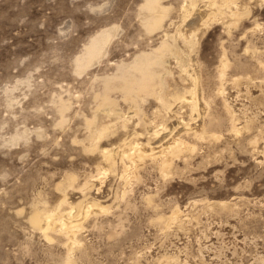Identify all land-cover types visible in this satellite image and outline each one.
<instances>
[{
    "label": "rangeland",
    "instance_id": "obj_1",
    "mask_svg": "<svg viewBox=\"0 0 264 264\" xmlns=\"http://www.w3.org/2000/svg\"><path fill=\"white\" fill-rule=\"evenodd\" d=\"M209 1L0 0V264H264V0Z\"/></svg>",
    "mask_w": 264,
    "mask_h": 264
},
{
    "label": "bare ground",
    "instance_id": "obj_2",
    "mask_svg": "<svg viewBox=\"0 0 264 264\" xmlns=\"http://www.w3.org/2000/svg\"><path fill=\"white\" fill-rule=\"evenodd\" d=\"M197 1L198 0H192L191 6L193 8L195 7ZM159 2H160V0H148V9L150 11H152V13H153V15H151V17L152 16L153 17L151 18V20L149 19L150 21H148V24L150 27L157 28V29L159 26H161V23H162V20L165 16V11H166V10L163 11L160 9ZM200 3H203V2H201V0H200ZM210 3H212L213 5L217 4V2L215 0L211 1ZM204 4H205V1H204ZM213 8L214 7H212V11H213L214 15H216L217 12L220 13V9H218V7L214 8V9ZM205 9L207 10V8H205ZM207 11H206V13H207ZM209 11H211V10H209ZM213 14H211V15L213 16ZM209 17H210V15H209ZM187 30H189V29H187V28L185 29V27L181 28L180 34L186 39L185 41H187L190 44L192 42V40H191V36L187 34ZM108 32L109 31L105 30V31H102L97 36H95L91 40V42L88 44V46L85 48L83 53L80 54L76 58L77 59L76 62H78L79 66H80L78 68H80L81 71H82L81 68H83V69L86 68L87 66L96 62L98 60V58H100V56L103 53L104 48H105L104 45H106L104 43L105 42L104 37H105V34ZM108 35L106 37H108ZM106 40H107V38H106ZM168 50L173 51L174 50L173 45L170 44L168 41H164L162 43V45L159 46L154 51L152 50L150 53H142L139 56H137L131 64L123 65L121 68L122 71H120L121 73L119 72L120 74L115 76L116 79H120L122 82L121 89L124 92L123 96L125 95L126 99L130 100L134 107L137 106V101H139L138 100L139 98H143V97L145 98V96L148 94L150 95V94L160 93L161 90L158 87V82H157L158 76L155 72H153L152 67L154 64H160V63L165 62L164 56ZM76 65H77V63H76ZM114 79L115 78H113V77L106 79L105 83L107 84L108 87L112 85V82ZM110 98H111V96H110ZM110 98L106 97V95H105L103 97V102L105 103V106L107 105L112 111L114 110V112H115V111H117V105L115 103V100L112 101ZM60 106H61V103H60ZM192 106L194 109L197 108L196 103H193ZM63 107H61V108H63ZM64 108H66V107H64ZM110 161H111V159H110ZM166 164H168L167 161H166ZM31 219H32L31 221L36 225L35 227H39L40 229L44 228V231H45V229H50V227H52V225H55L51 221H49L47 218H44V216L40 212H35L33 214V216L31 217Z\"/></svg>",
    "mask_w": 264,
    "mask_h": 264
}]
</instances>
